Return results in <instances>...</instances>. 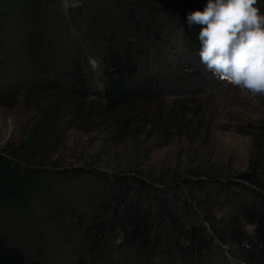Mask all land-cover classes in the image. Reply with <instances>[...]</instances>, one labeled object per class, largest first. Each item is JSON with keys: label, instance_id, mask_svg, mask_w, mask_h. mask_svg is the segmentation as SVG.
Listing matches in <instances>:
<instances>
[{"label": "trees", "instance_id": "1", "mask_svg": "<svg viewBox=\"0 0 264 264\" xmlns=\"http://www.w3.org/2000/svg\"><path fill=\"white\" fill-rule=\"evenodd\" d=\"M207 2L0 0V106L21 100L36 114L0 148V264H221L217 253L264 264V127L261 161L240 181L197 166L146 178L96 168L97 157L82 167L53 158L66 128L130 132L120 123L137 104L191 103L222 87L200 62L201 26L186 19ZM251 198L259 209L244 214Z\"/></svg>", "mask_w": 264, "mask_h": 264}, {"label": "rangeland", "instance_id": "2", "mask_svg": "<svg viewBox=\"0 0 264 264\" xmlns=\"http://www.w3.org/2000/svg\"><path fill=\"white\" fill-rule=\"evenodd\" d=\"M100 23L96 22L94 33L97 41L103 40L99 44H105L108 37L103 31L107 29ZM124 28L135 35L130 25ZM51 76L54 78L53 74ZM181 101L168 98L162 103H141L123 111L120 124L123 129L130 128V132L120 131L109 122L99 123V127L92 130L79 123L66 128L65 144L53 158L60 159L66 167H82L92 165L97 157L103 163L94 162L96 168L127 172V167L134 166L146 178L174 172L185 176L197 166L205 173L212 170L224 179L237 181L255 166V161H261L255 138L264 127V97H257L254 102L239 88L222 85L199 94L196 102ZM35 117L33 106L21 100L13 108L0 106V148L7 141L18 139L21 131L34 123ZM241 205L244 214L252 211L253 215L260 206L255 198L242 201ZM214 258L223 264L221 253ZM208 264H215V260H209Z\"/></svg>", "mask_w": 264, "mask_h": 264}, {"label": "clouds", "instance_id": "3", "mask_svg": "<svg viewBox=\"0 0 264 264\" xmlns=\"http://www.w3.org/2000/svg\"><path fill=\"white\" fill-rule=\"evenodd\" d=\"M258 0H208L189 12V27L201 26L199 57L224 87H237L254 102L264 97V13Z\"/></svg>", "mask_w": 264, "mask_h": 264}]
</instances>
